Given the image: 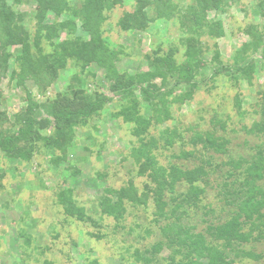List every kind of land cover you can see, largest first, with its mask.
<instances>
[{
  "label": "rangeland",
  "instance_id": "obj_1",
  "mask_svg": "<svg viewBox=\"0 0 264 264\" xmlns=\"http://www.w3.org/2000/svg\"><path fill=\"white\" fill-rule=\"evenodd\" d=\"M7 1L12 11L23 15L24 26L33 33L36 0H23L19 5ZM68 1L74 7L80 0ZM167 1L171 14L148 22L145 30L123 31L119 27L124 14L135 10V0H122L120 5L104 11L101 38L104 45L118 55L113 68L115 73H109L110 77L116 79L120 74L139 75L153 71L148 57L155 56L157 50L162 55L177 49L175 59L182 62L185 49L182 43L195 30L183 17L190 16L188 10L194 5L192 0ZM218 1L219 8L212 7L204 13V20L208 26L220 22L222 34L209 35L206 26L197 32L202 51L198 56L201 75L197 79L202 85L191 99L179 101L176 99L185 94L187 87H175L168 97L170 101L176 100L169 103L171 119L153 125L147 136V139L150 136L158 138L162 130L177 128L182 140L174 141L165 149L159 142L153 152L158 164L166 168L173 164L194 165L178 161L176 156L181 149L191 147L188 140L198 132H212L228 141L226 154H212L213 165L238 159L250 161L264 146V0ZM150 16H153L152 11ZM68 19L75 21L76 33L58 31L59 35L51 44L42 42L43 52L50 53L54 45L75 36L87 39L80 22L69 14L61 18L48 15L45 23ZM7 51L15 52L13 48ZM8 64L5 75L0 74V131L4 133L11 134L23 127L24 120L30 117V103L37 105L36 118L52 120L51 112L53 104H58L57 99L62 103L66 99L93 98L100 94L111 102L84 125L73 127L64 161L57 166L51 160L55 154L60 156V151L47 149L42 140L34 139L36 136L22 143L30 150L31 158L27 163L0 151V264H141L134 258L135 251L143 252L161 238L159 227L163 221L154 223L152 201L135 207L124 201L126 213L118 226L98 209L99 196L106 188L118 190L132 181L141 192L149 182L137 176L138 167L131 159V150L138 146L131 133L132 126L113 117L121 103L108 90L105 69L96 64L82 68L81 64L68 61L53 83L41 92L34 82L11 80L16 66L12 61ZM156 83L162 85L160 79ZM172 84L173 81L166 82L161 91L171 88ZM138 97L141 109L150 115L148 105L140 95ZM256 124L262 127L256 130ZM59 128V124L53 123L50 127L47 124L37 133L47 137ZM227 168L224 165L221 174ZM220 172L209 174L208 185L197 207L182 208L185 213L180 223L193 226L195 233L205 227L204 220L223 221L225 218L222 195L217 188ZM64 188L74 191L76 204L86 210L96 225L66 216L56 197ZM175 191V195L186 192V185H179ZM169 197L171 195L166 194V200ZM174 205L171 202L169 206ZM209 209L214 212L203 215ZM243 250L256 254L258 261L236 258L233 264H264V241L244 246ZM168 254L163 249L152 264H164L163 259ZM202 264H206V259Z\"/></svg>",
  "mask_w": 264,
  "mask_h": 264
},
{
  "label": "trees",
  "instance_id": "obj_2",
  "mask_svg": "<svg viewBox=\"0 0 264 264\" xmlns=\"http://www.w3.org/2000/svg\"><path fill=\"white\" fill-rule=\"evenodd\" d=\"M10 1L12 5L23 2ZM135 1V10L125 13L119 22V27L123 31L145 30L148 22L160 17L166 18L171 14L167 0ZM7 2L0 0L1 75H5L8 63L12 61L16 69L12 70L10 79L34 82L43 92L56 79L59 70L66 68L68 61H75L81 64L82 68L96 64L105 69V77L109 82L108 90L121 103L120 110L113 117L120 118L132 126L131 133L137 139L138 146L131 150V159L138 167L137 176L146 178L149 182L144 184L141 192L132 181L118 190L106 188L103 195L99 196V212L112 218L118 226L126 213L124 201L135 207L148 205L151 200L154 207V223L163 221L159 227L161 238L144 248L143 252L135 251V260L141 264H152L165 249L169 254L163 259L164 264H202L204 259L206 264H233L236 258L258 261L259 257L256 254L243 250V247L264 241V146L257 150L256 157L250 161L238 159L226 162L224 165L228 168L221 174L224 165H213L212 154H226L228 141L212 132L192 134L188 140L191 147L179 151L176 159L193 162L194 165L191 167L173 164L166 168L158 164L153 153L159 142L165 149L166 146L173 145L174 141L182 140L177 128L164 129L158 138L150 136L147 139L153 125L158 126L171 119L170 102L191 99L193 93L202 85L197 79L201 75L199 68L201 59L198 56L202 53L198 46L197 32L206 26L209 35L222 34L220 22H213V25L208 26L204 20V13L212 7L219 8V1L192 0L194 7L188 10L190 16H184L183 19L192 24L195 30L182 43L185 48L182 62L178 63L175 59L177 49H171L162 55L157 50L155 56L148 57L149 63L154 66L153 71L139 75L120 74L116 79L110 77L109 73H115L113 68L118 55L104 45L101 25L105 21L104 11L120 5L122 0H80L74 7H71L68 0H36L33 33L24 26L23 15L12 11ZM151 11L153 16H150ZM63 14H69L72 19L80 22L81 29L87 33V39L75 36L54 45L51 52L46 54L43 52L42 42L51 44L61 30L76 33V23L71 19L59 23H45L48 15L61 18ZM10 48L15 52H8ZM262 57L264 58V53ZM158 79L162 85L156 83ZM169 81H173L172 87L161 91V87L165 88L166 82ZM181 85L187 87L185 94L170 101L168 97L173 89ZM138 95L148 105L150 115H146L141 109ZM55 101L58 104H53L52 120L36 118L34 112L37 105L30 103V117L24 120L23 127L11 134L0 131V151L27 163L31 154L30 150L25 149L24 144L36 136L34 139L42 140L47 149L55 148L60 151L61 155L55 154L51 160L57 166L64 161V152L73 137V127L84 125L88 119L98 115L111 99L95 94L93 98L80 96L77 100L66 99L62 100V103L60 99ZM52 122L55 125L59 124L60 128L53 130L54 133L47 137H41L37 130L45 128L47 124L49 127L52 126ZM254 127L259 130L262 125L256 124ZM57 143L60 145L57 146ZM219 172L221 178L217 188L222 195L224 206L222 213L225 214V218L223 221L204 220L205 227L195 233L193 226L180 223V218L185 213L182 208L197 207L205 193L204 188L208 185L209 174ZM181 184L186 185V192L175 195L176 188ZM168 193L171 197L166 200ZM73 194L71 188L60 189L56 193L58 205L62 207L66 216L92 226L96 225L92 217L85 213L86 210L78 207ZM171 202L175 204L173 207L169 206ZM213 212L209 209L203 215L209 216Z\"/></svg>",
  "mask_w": 264,
  "mask_h": 264
}]
</instances>
